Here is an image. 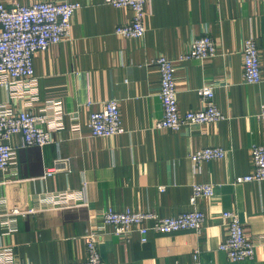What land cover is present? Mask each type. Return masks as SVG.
I'll return each mask as SVG.
<instances>
[{
	"label": "crops",
	"instance_id": "0c3cea01",
	"mask_svg": "<svg viewBox=\"0 0 264 264\" xmlns=\"http://www.w3.org/2000/svg\"><path fill=\"white\" fill-rule=\"evenodd\" d=\"M38 1L80 3L69 38L34 57L37 96L25 83L0 87V111L39 113L51 107L54 142L20 148L17 176L0 171V214L18 209L16 231L0 224V249L11 248L13 261L0 264H75L87 259L86 237L100 225L106 209L154 212L176 217L192 210L194 184H213L214 195L199 199L205 214L200 233L150 232L118 237L107 227L99 242L104 264H233L220 245L227 228L224 211L240 216L247 236L258 237L253 259L264 264V182L237 183L252 172L251 149L264 146V0H151L146 33L128 39L115 34L131 23L128 8L105 0H0L30 5ZM209 34L218 55L206 61L177 63L181 114L204 108L198 90L214 88L215 104L226 120L189 125L179 131L157 129L163 117L158 57L177 61L192 41ZM253 37L260 49L263 80H244L243 44ZM119 102L125 133L92 137L91 115L107 101ZM12 144L22 145L13 137ZM222 147L220 160L196 165L191 155ZM47 171L53 172L47 176ZM164 188L162 191L161 188ZM84 203L79 207L64 205Z\"/></svg>",
	"mask_w": 264,
	"mask_h": 264
},
{
	"label": "built area",
	"instance_id": "2783aa9c",
	"mask_svg": "<svg viewBox=\"0 0 264 264\" xmlns=\"http://www.w3.org/2000/svg\"><path fill=\"white\" fill-rule=\"evenodd\" d=\"M151 0H105L114 8H128L132 11L131 23L118 26L115 34L128 39L142 38L146 33L147 6ZM80 3L38 1L30 5L13 3L10 6L0 3V87L8 88L14 84L25 83L30 89L33 99L38 95V80L35 77L34 57L38 52L46 51L51 46L69 38L72 31V18ZM218 55L214 39L205 34L195 38L189 51L181 55L177 61L167 57H158L153 61L160 71L161 81L159 97L163 106V117L157 129L179 131L189 125H203L226 120L225 115L215 104L213 87H201L198 92L204 103L199 111L181 114L178 105L177 63L188 60L206 61ZM244 80L247 84H257L263 80L260 49L253 37L245 39L243 44ZM51 107L39 113L31 111H14L3 107L0 111V171L17 176V153L20 148H43L54 142V127ZM258 119L264 125V105L261 106ZM90 129L92 137L110 138L125 133L119 102L107 101L103 109L91 115ZM22 138V145L12 144L13 137ZM227 150L222 147H205L191 155L192 161L199 165L202 162L225 158ZM252 172L238 177L237 183L264 182V146L253 145L251 149ZM53 172L47 171V176ZM163 191L164 188L162 187ZM213 184H194L193 195L189 205L191 211L176 217H162L154 212L126 210L115 212L109 209L100 211L97 219L100 222L96 231L86 237L87 259L75 264H104L99 250V242L107 227L113 229L118 237H126L139 233L143 242L148 234H174L183 231L200 233L205 223V214L196 209L199 199H207L214 195ZM84 203L64 205V207L84 206ZM35 209L21 213L15 209L11 214H0V224L8 232H15L18 216L33 214ZM223 224L227 228L220 251L225 253L229 262L240 264L253 259L258 237L247 236L240 216L235 211H224ZM11 248L0 249V259L13 261ZM193 264H204L194 255Z\"/></svg>",
	"mask_w": 264,
	"mask_h": 264
}]
</instances>
